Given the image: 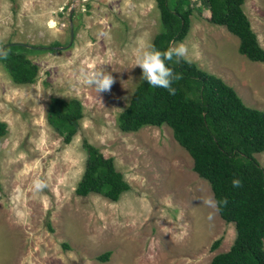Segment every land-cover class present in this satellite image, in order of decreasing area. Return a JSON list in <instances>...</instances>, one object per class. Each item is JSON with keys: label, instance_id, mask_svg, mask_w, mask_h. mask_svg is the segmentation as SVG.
Wrapping results in <instances>:
<instances>
[{"label": "rangeland", "instance_id": "374dc122", "mask_svg": "<svg viewBox=\"0 0 264 264\" xmlns=\"http://www.w3.org/2000/svg\"><path fill=\"white\" fill-rule=\"evenodd\" d=\"M189 4L187 33L171 45L184 42L190 53L195 46L199 67L264 111V61L237 51V36L208 21L205 0ZM242 9L264 48V0H244ZM159 28L155 0H0V47H40L26 51L37 64L31 83L13 82L0 62V264H207L230 245L233 223L218 213L209 220L214 210L202 201L212 196L209 184L170 127H117V113L142 77L133 48L138 40L150 43ZM99 68L115 83L97 94L84 74ZM53 95L81 102L68 143L45 119ZM82 138L111 156L128 183L116 200L74 193ZM253 154L264 165V149ZM104 250L107 259H97Z\"/></svg>", "mask_w": 264, "mask_h": 264}, {"label": "trees", "instance_id": "16d2710c", "mask_svg": "<svg viewBox=\"0 0 264 264\" xmlns=\"http://www.w3.org/2000/svg\"><path fill=\"white\" fill-rule=\"evenodd\" d=\"M208 21L223 25L237 36V51L255 61H264L262 48L242 9L244 0H205ZM160 28L150 43L164 51L187 33L192 6L189 0H155ZM51 42L45 49L52 48ZM40 49L7 41L0 52V62L15 83L35 80L37 64L26 51ZM174 72L182 75L175 81V95L166 89L152 87L142 78L133 86L127 103L117 113L121 131H135L143 125L170 127L172 137L192 159L191 168L204 178L212 197L227 199L218 215L233 223L234 235L230 245L213 254L207 264H264V165L253 153L264 149V111L245 104L234 88L220 76L199 67L194 61L167 62ZM82 106L76 97L50 96L46 105L47 123L68 143L78 128ZM6 132V122L0 120V137ZM84 151L82 172L74 193H97L109 200L129 188L122 173L114 166L111 156L81 139ZM242 186L234 188L232 180ZM214 238L209 249L220 242ZM110 251L96 255L107 259Z\"/></svg>", "mask_w": 264, "mask_h": 264}, {"label": "clouds", "instance_id": "9594fccd", "mask_svg": "<svg viewBox=\"0 0 264 264\" xmlns=\"http://www.w3.org/2000/svg\"><path fill=\"white\" fill-rule=\"evenodd\" d=\"M193 49V53H190L189 46L184 42H179L161 51L149 42L138 40L136 47L133 48L135 66L142 70L141 78L146 80L148 85L166 89L170 95H175L176 89L173 87V83L182 79V75L174 72L167 62L180 63L183 61L191 64L194 58H199L195 52V46H193ZM84 83L99 94L110 91L115 80L105 68H99L85 73ZM34 185L37 189L43 187L40 180L34 181ZM232 186L239 188L242 186V182L239 179H233ZM202 201L205 206L214 210L209 214V220L213 219L215 213L219 212L221 205L226 206L228 203L226 198L217 201L212 196L204 197Z\"/></svg>", "mask_w": 264, "mask_h": 264}, {"label": "water", "instance_id": "95a60500", "mask_svg": "<svg viewBox=\"0 0 264 264\" xmlns=\"http://www.w3.org/2000/svg\"><path fill=\"white\" fill-rule=\"evenodd\" d=\"M71 1L73 2L74 0H71ZM2 48H3V44H2L1 47H0V52H1Z\"/></svg>", "mask_w": 264, "mask_h": 264}]
</instances>
